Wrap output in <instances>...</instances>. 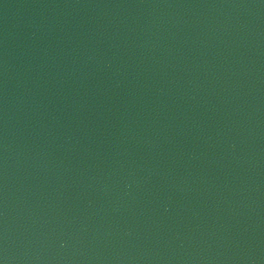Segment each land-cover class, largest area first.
<instances>
[{
  "label": "water",
  "instance_id": "obj_1",
  "mask_svg": "<svg viewBox=\"0 0 264 264\" xmlns=\"http://www.w3.org/2000/svg\"><path fill=\"white\" fill-rule=\"evenodd\" d=\"M0 264H264V0H0Z\"/></svg>",
  "mask_w": 264,
  "mask_h": 264
}]
</instances>
